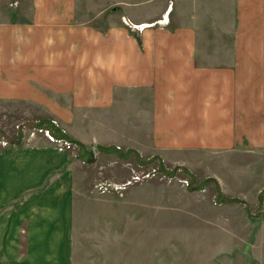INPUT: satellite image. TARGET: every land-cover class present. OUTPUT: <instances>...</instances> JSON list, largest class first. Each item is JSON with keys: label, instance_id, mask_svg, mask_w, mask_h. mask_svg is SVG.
<instances>
[{"label": "crops", "instance_id": "0c3cea01", "mask_svg": "<svg viewBox=\"0 0 264 264\" xmlns=\"http://www.w3.org/2000/svg\"><path fill=\"white\" fill-rule=\"evenodd\" d=\"M13 1L0 0V96L59 114L131 98L133 121L185 163L264 152V0ZM165 12L169 24L141 33L122 20ZM72 160L50 141L0 150V264L71 263Z\"/></svg>", "mask_w": 264, "mask_h": 264}, {"label": "rangeland", "instance_id": "374dc122", "mask_svg": "<svg viewBox=\"0 0 264 264\" xmlns=\"http://www.w3.org/2000/svg\"><path fill=\"white\" fill-rule=\"evenodd\" d=\"M167 12L137 27L122 20L141 33L169 24ZM122 102L68 104L59 114L0 96V150L50 141L72 155L70 264H264V152L207 151L181 162L154 146L141 115L133 121L131 98Z\"/></svg>", "mask_w": 264, "mask_h": 264}]
</instances>
